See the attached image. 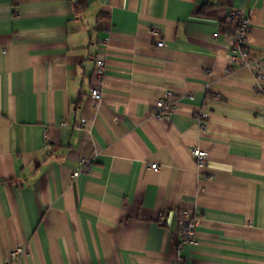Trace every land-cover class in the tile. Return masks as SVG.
<instances>
[{"label":"crops","instance_id":"obj_1","mask_svg":"<svg viewBox=\"0 0 264 264\" xmlns=\"http://www.w3.org/2000/svg\"><path fill=\"white\" fill-rule=\"evenodd\" d=\"M75 1L0 0V264H264V0Z\"/></svg>","mask_w":264,"mask_h":264},{"label":"built area","instance_id":"obj_2","mask_svg":"<svg viewBox=\"0 0 264 264\" xmlns=\"http://www.w3.org/2000/svg\"><path fill=\"white\" fill-rule=\"evenodd\" d=\"M249 28V21L243 17H239L238 19V25L235 30V35L233 39L234 46H240V44L243 41L244 36L247 33V30ZM110 32V30H109ZM106 41L103 42V45H105ZM156 45L158 47L163 46V41L158 40ZM242 61L244 64H247L251 67L255 77L259 80H263V74H264V60L253 57L247 54L246 51L242 52ZM106 59L104 56V53L102 56L98 57L95 59L94 62V73L96 77V84L91 88L90 90V95L92 99L95 102H100L103 100V94L101 91V85H102V80L103 76L105 74L106 70ZM166 101H171V97H166L164 96L163 98H160L156 102V107L161 108L165 105ZM159 116V115H157ZM43 138L46 140L47 139V132H44ZM192 155L196 161L197 167L201 168L205 166L206 161H207V153L205 150L199 149V148H194L192 150ZM91 158H86V157H81L77 160L76 167L73 169L72 176L76 177L77 175L81 173H89L91 170ZM149 168L153 171L156 172L158 170V165L156 163H151L149 165ZM182 216H183V222L180 228V237L181 240L184 243H192L195 240V227L197 225L198 219L196 216H194L193 211L189 208L184 209L182 211ZM26 249L18 246L14 248L9 255V260L8 264H15L16 261L25 253ZM181 261V258H177L174 262L171 264H179Z\"/></svg>","mask_w":264,"mask_h":264},{"label":"trees","instance_id":"obj_3","mask_svg":"<svg viewBox=\"0 0 264 264\" xmlns=\"http://www.w3.org/2000/svg\"><path fill=\"white\" fill-rule=\"evenodd\" d=\"M89 0H76L75 1V9L77 11L84 10L88 5Z\"/></svg>","mask_w":264,"mask_h":264}]
</instances>
